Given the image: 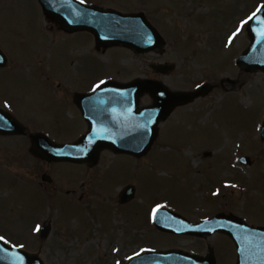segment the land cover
Segmentation results:
<instances>
[{
    "label": "rangeland",
    "instance_id": "obj_1",
    "mask_svg": "<svg viewBox=\"0 0 264 264\" xmlns=\"http://www.w3.org/2000/svg\"><path fill=\"white\" fill-rule=\"evenodd\" d=\"M79 1L143 12L164 45L147 53L98 50L90 33L69 34L45 19L37 0H0V105L27 131L2 141L10 150L0 152V238L44 264H124L168 248L205 256L208 245L216 264H235V247L221 233L205 240L168 235L154 228L152 216L160 208L195 222L225 214L264 227V73H244L235 63L249 44L246 21L264 0ZM158 64L173 69L160 74L151 67ZM136 78L171 91L212 88L176 107L139 158L104 149L88 167L31 156L29 134L58 144L85 134L74 93ZM150 103L141 96L140 106ZM44 173L51 183L41 181ZM127 185L134 198L120 205Z\"/></svg>",
    "mask_w": 264,
    "mask_h": 264
},
{
    "label": "water",
    "instance_id": "obj_2",
    "mask_svg": "<svg viewBox=\"0 0 264 264\" xmlns=\"http://www.w3.org/2000/svg\"><path fill=\"white\" fill-rule=\"evenodd\" d=\"M45 19L66 33L88 32L96 48L121 46L147 53L159 49L164 41L143 12L122 13L111 8L84 4L79 0H37ZM259 9V11H257ZM255 14V15H253ZM246 23L248 46L237 57L236 66L244 73H264V4L257 7ZM6 60L0 51V67ZM166 74L172 65H152ZM211 86L202 83L192 91H171L157 80L136 78L127 83L106 81L91 93H76L74 102L88 125L87 132L71 143L58 144L42 133L29 135L32 156L46 162H69L93 167L100 151L109 149L115 154L139 158L146 154L158 136V126L180 106L208 94ZM147 94L149 105L140 106ZM26 128L10 113L0 109V134L23 135ZM264 148V120L260 128ZM248 165L249 159H239ZM41 181L51 183L47 174ZM132 185L125 186L117 202L126 204L134 198ZM158 231L174 235H226L236 249L235 264H264V227H253L233 215L217 214L191 223L167 209H157L153 216ZM43 229L40 230L42 235ZM0 264H44L37 254L7 244L0 238ZM127 264H216L212 250L199 256L180 250L147 252L132 258Z\"/></svg>",
    "mask_w": 264,
    "mask_h": 264
},
{
    "label": "flooded vegetation",
    "instance_id": "obj_3",
    "mask_svg": "<svg viewBox=\"0 0 264 264\" xmlns=\"http://www.w3.org/2000/svg\"><path fill=\"white\" fill-rule=\"evenodd\" d=\"M98 87V85L94 88V89H92V90H90V91H88V92H86V93H91V92H93L96 88ZM77 93H83V92H77ZM75 94L76 93H74L73 94V96H72V99H71V101H72V104L74 105V107H75V109L77 110V112H78V114L81 116V118H82V115H81V113H80V111H79V109H78V107L76 106V104H75V102H74V96H75ZM0 104H1V100H0ZM0 109H2V110H4V111H6V112H8V110L6 109V108H4V107H2L1 105H0ZM9 113V112H8ZM11 115V114H10ZM82 120L84 121V123H85V132L84 133H86L87 132V130H88V125H87V123H86V121L82 118ZM83 133V134H84ZM26 134H27V131H25V134H23V135H1L0 134V146L2 145V141L3 140H5V139H8V138H10V137H24V136H26ZM30 135V134H29ZM29 135H28V138H29ZM10 149L9 148H4V147H0V152L2 151V152H7V151H9ZM12 150V149H11ZM14 151H15V154L17 153V148H15V149H13ZM107 150H109V149H107ZM111 151V150H110ZM29 153H30V151H29ZM114 153V152H113ZM31 154V153H30ZM32 156V155H31ZM32 157H34V156H32ZM35 158V157H34ZM35 159H37V158H35ZM38 160H40V159H38ZM42 161V160H41ZM44 162H46V161H44ZM46 163H54V162H46ZM84 165H86V164H84ZM87 166V165H86ZM180 215V214H179ZM183 217V216H182ZM152 218H153V216H152ZM183 218H185L186 220H188L189 222H191V223H196V222H200V221H202V220H204V219H206V218H203V219H201V220H199V221H190L189 219H187L186 217H183ZM153 222V221H152ZM154 225V224H153ZM154 228L156 229V227L154 226ZM157 230V229H156ZM158 231V230H157ZM159 232H161V231H159ZM161 233H164V232H161ZM165 234H168V235H171V234H169V233H165ZM215 234H218V233H214V235ZM220 234V233H219ZM222 234V233H221ZM173 235V234H172ZM222 235H224V234H222ZM173 236H179V237H189V238H192V239H198V240H205L207 237H210V236H207V237H205V236H203V237H198V236H193V235H173ZM212 236V235H211ZM224 236H226V235H224ZM227 237V236H226ZM228 238V237H227ZM229 239V238H228ZM229 241L232 243V241L229 239ZM233 244V243H232ZM234 246V245H233ZM212 248L213 247H210L209 245L207 246V253L209 252V249H211L212 250ZM235 249V248H234ZM168 250H175V249H165V250H147V251H145V252H143V253H139V254H136V255H133V256H130L129 258H127V261L124 263V264H127L132 258H134V257H136V256H139V255H142V254H144V253H147V252H160V251H168ZM214 250V249H213ZM213 250H212V253H213V255H214V259H215V253L213 252ZM180 251H182V250H180ZM236 251V250H235ZM184 252V251H183ZM187 252V251H186ZM187 253H189V252H187ZM190 254H194V255H199V256H202L200 253H197V252H190ZM207 255V254H206ZM215 263H216V261H215Z\"/></svg>",
    "mask_w": 264,
    "mask_h": 264
},
{
    "label": "snow or ice",
    "instance_id": "obj_4",
    "mask_svg": "<svg viewBox=\"0 0 264 264\" xmlns=\"http://www.w3.org/2000/svg\"><path fill=\"white\" fill-rule=\"evenodd\" d=\"M257 11H259V9ZM253 15H255V14H253ZM249 19H251V17H249Z\"/></svg>",
    "mask_w": 264,
    "mask_h": 264
}]
</instances>
